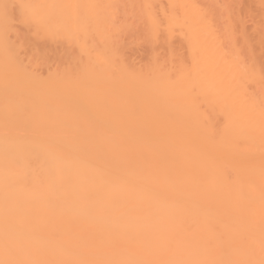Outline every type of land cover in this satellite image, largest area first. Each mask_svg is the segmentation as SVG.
Segmentation results:
<instances>
[{
	"label": "bare ground",
	"instance_id": "bare-ground-1",
	"mask_svg": "<svg viewBox=\"0 0 264 264\" xmlns=\"http://www.w3.org/2000/svg\"><path fill=\"white\" fill-rule=\"evenodd\" d=\"M247 13L219 35L192 0H0V264H264Z\"/></svg>",
	"mask_w": 264,
	"mask_h": 264
},
{
	"label": "rangeland",
	"instance_id": "rangeland-1",
	"mask_svg": "<svg viewBox=\"0 0 264 264\" xmlns=\"http://www.w3.org/2000/svg\"><path fill=\"white\" fill-rule=\"evenodd\" d=\"M192 1H194L198 6H200L203 9H206L210 13V16L213 19V23L215 24L219 35H223L225 26L228 22L232 24H236L239 21L238 19H244V20L246 19L247 21L246 26H248L249 28L248 29L246 27L247 32L248 33L252 32V27H253L252 25L254 24L253 22L256 20V18L248 16L247 11L252 10L254 8V0H192ZM130 14L131 15H129L130 19H128V22L131 23L134 29L136 30V32L138 31L139 33V30H141L140 28L142 27L141 12L135 6V8L133 7V9L131 10ZM21 27L19 26L16 29L17 31H15V34H18V35L22 34V33L21 34L19 33V30L21 29ZM256 29L257 31L261 30L260 27L259 28L257 27ZM138 41L136 40L135 45H131L132 47L130 46L131 47L130 53H132L133 49L137 50L139 46L141 47L140 48L141 51H142L143 46H144L143 49L148 48L145 41H140V39ZM142 44L144 45L142 46ZM135 46L137 48H135ZM126 50L128 51L129 49L126 48ZM134 51L135 50H133V52Z\"/></svg>",
	"mask_w": 264,
	"mask_h": 264
}]
</instances>
